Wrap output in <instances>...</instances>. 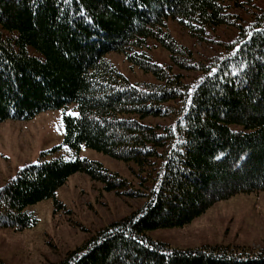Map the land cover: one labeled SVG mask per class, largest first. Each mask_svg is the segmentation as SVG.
Instances as JSON below:
<instances>
[{
  "label": "trees",
  "instance_id": "1",
  "mask_svg": "<svg viewBox=\"0 0 264 264\" xmlns=\"http://www.w3.org/2000/svg\"><path fill=\"white\" fill-rule=\"evenodd\" d=\"M171 21L209 50L181 43ZM109 52L152 80L132 82ZM50 109L74 155L54 146L0 186V229L34 226L29 206L41 200L62 208L56 191L82 172L143 202L56 264H264V246L180 249L148 234L264 190V0H0V122ZM83 145L131 162L138 188L78 156Z\"/></svg>",
  "mask_w": 264,
  "mask_h": 264
},
{
  "label": "rangeland",
  "instance_id": "2",
  "mask_svg": "<svg viewBox=\"0 0 264 264\" xmlns=\"http://www.w3.org/2000/svg\"><path fill=\"white\" fill-rule=\"evenodd\" d=\"M167 27L181 43L195 52L201 54L209 50L202 44H194L193 38L177 23L168 22ZM152 54L161 61L167 59L160 46L153 48ZM105 57L132 82L152 80L150 74L131 66L121 54L109 52ZM73 106L69 105L68 109L75 113ZM145 120L168 123L171 118ZM63 131L60 109L42 111L29 120L0 122V186L23 165L37 162L41 152L54 146H60L59 154L73 156V152L63 144ZM77 155L99 161L108 170L125 178L129 184L127 187L138 188L136 168L131 162H123L84 145ZM55 197L62 208L55 210L53 198L29 206L37 218L34 226L20 231L0 229V258L3 261L7 264H56L68 251L83 243L93 230L125 217L143 202L142 197H132L121 191H105L102 183L91 180L82 172L71 174L56 191ZM148 234L180 249L217 244L262 247L264 190L218 201L188 225L157 228Z\"/></svg>",
  "mask_w": 264,
  "mask_h": 264
},
{
  "label": "snow or ice",
  "instance_id": "3",
  "mask_svg": "<svg viewBox=\"0 0 264 264\" xmlns=\"http://www.w3.org/2000/svg\"><path fill=\"white\" fill-rule=\"evenodd\" d=\"M125 2H127V0H125ZM142 6V5H141ZM89 21H91V17H89ZM65 55H67V53H65ZM209 75H211V73H209ZM194 90V89H193ZM189 104L191 103V98H189ZM68 114L70 115H78V113H73L72 110H68ZM59 130V129H58ZM66 147V146H65ZM34 163H37L36 161H34ZM23 167V166H22ZM12 179H15V177H13Z\"/></svg>",
  "mask_w": 264,
  "mask_h": 264
}]
</instances>
